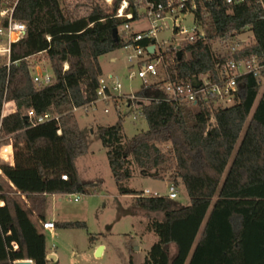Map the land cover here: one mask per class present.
Returning a JSON list of instances; mask_svg holds the SVG:
<instances>
[{"label": "trees", "instance_id": "1", "mask_svg": "<svg viewBox=\"0 0 264 264\" xmlns=\"http://www.w3.org/2000/svg\"><path fill=\"white\" fill-rule=\"evenodd\" d=\"M13 1L0 0V8ZM121 2L18 0L14 8L13 18L24 22L26 31L0 58V147L11 143L14 149L12 165L0 160L2 173L14 186L12 194L0 182V264L49 261L45 234L15 194H23L44 221L47 194L94 190L92 183L81 180L76 165L87 146L75 109L98 99L100 56L122 48L137 33L124 25L143 17V4L129 0V19L116 16ZM78 7L87 10L80 13ZM195 19L204 35L193 42L181 41L177 49L167 48L168 80L184 83L207 76L218 82V63L231 58L259 66L264 75V13L254 0L237 5L198 0ZM247 29L253 33L252 42L236 50L214 49L216 40L234 43L232 39ZM38 55L51 66L49 84L34 81L31 59ZM237 82L233 102L227 106L212 96H199L192 108L164 99L141 103L138 109L147 129L132 137L125 135L121 117L98 127L118 192L132 194L138 210L163 213L147 223L157 240L139 264H264V84L254 71L243 73ZM150 86L142 84L137 94L146 95ZM5 101H14L18 110L2 119ZM30 108L38 116L57 118L33 125L25 115ZM134 166L142 175L167 177L175 186L182 183L190 203L176 206L168 195H144L129 187ZM129 264L135 263L130 259Z\"/></svg>", "mask_w": 264, "mask_h": 264}, {"label": "rangeland", "instance_id": "2", "mask_svg": "<svg viewBox=\"0 0 264 264\" xmlns=\"http://www.w3.org/2000/svg\"><path fill=\"white\" fill-rule=\"evenodd\" d=\"M106 1L111 3L113 0ZM72 8L75 7L72 5ZM77 9L80 13L87 10L83 7ZM165 22L166 25L159 29L156 36L158 55L165 52L170 45L179 46L187 36L174 32V22L171 16H168ZM181 24L182 27L192 31L197 25L194 13L188 12ZM148 26L149 23L145 19L132 24L134 31ZM253 39V33L247 29L232 39L234 43L229 42L224 45L221 41L216 40L213 46L214 49L221 51L226 47H241L252 42ZM7 47V39L0 38V58L7 56L8 52L3 51ZM130 52L131 50L125 49V47L115 50L113 52V56L116 57L115 62L110 61V55L107 54L99 58L104 71L101 78L114 93L112 98L108 100L100 98L91 105L75 109V115L87 146V152L77 158L76 164L81 180L92 183L94 190L89 194L64 193L49 195L46 198V216L50 217L55 224L56 222L73 221L81 222L84 225L72 227L55 225L54 229L45 230L42 228V221L37 214L33 213L32 215L37 223L40 221L48 251L55 255V258H50L47 264H129L130 259L135 264H139L145 258L151 245L157 240V236L147 229V223L151 217L162 218L163 213L138 210L133 206L132 194L118 192L106 149L98 133L100 125L113 124L119 120V117L122 118L124 133L127 137H132L139 131L147 129V121L137 108L138 101H144L145 97L137 92L144 83L151 85L163 80L162 78L167 76L166 64L164 65L163 61L157 62V59L154 58L152 61L157 63L159 77L148 76L146 80L138 76L130 78L132 70H139L138 65L131 66L128 62L127 55ZM65 67L67 68L68 65L65 64ZM38 68L43 70V74H52L48 60L41 55L31 59V70L35 73ZM156 83L150 86L147 96L151 93L154 95L158 92L160 95L163 93L160 90V85ZM116 84H119L120 88L112 89ZM262 84H264V76ZM130 94L138 95L140 100L131 103L127 98ZM222 104L230 105L231 102L226 101ZM187 107L192 108V106ZM4 156L5 152L3 151L2 157L4 158ZM3 162L5 163V161ZM170 184L167 177L156 178L142 175L137 166H134L133 176L128 181L129 187L139 192L149 190L151 193L146 195L152 196L168 195ZM5 187L14 194V189L7 185ZM176 190L177 197L173 199L175 205H188L190 197L185 186L180 183L176 186ZM75 197L78 199L74 200ZM16 198L21 205L29 209L25 199H21L18 195ZM30 213L32 212L30 211ZM98 245H102L103 249L99 255H96ZM170 252L171 255L175 252L173 244L170 246Z\"/></svg>", "mask_w": 264, "mask_h": 264}, {"label": "built area", "instance_id": "3", "mask_svg": "<svg viewBox=\"0 0 264 264\" xmlns=\"http://www.w3.org/2000/svg\"><path fill=\"white\" fill-rule=\"evenodd\" d=\"M143 4V17L140 20L135 22H139L142 19H145L149 26L146 28H140L136 32V35L132 37L131 40H127L123 47L125 49L131 50L130 53L127 55V60L131 66L138 65L139 70L135 71L132 70L130 73V78L138 76L141 79H145L150 77H159V71L157 69V63H154L152 59L156 58L157 62L163 61L164 65L168 61V57L165 56V52H161L159 55L157 54V32L162 26L166 25L165 19L168 16H171L174 22V32L180 34H186L187 36L184 37L182 41L193 42L196 39L202 37L204 35L199 22L197 21L196 27L189 31L188 28L182 27V21L186 17L188 12H192L195 15V11L198 8V0H165V1H154V0H140ZM227 4L230 5H237L244 3L248 0H224ZM256 4H258L259 8L264 13V0H254ZM18 0H14L13 2L6 5L4 8L0 10V38H6L8 41V45L20 39L25 31L26 25L24 22L18 21L13 18V11L17 4ZM129 7V0H122L119 8L117 9L116 16L117 17H126L131 18L132 13L128 12L127 9ZM7 19V22L4 23ZM132 23H126L124 25V29L129 32ZM16 36V38H14ZM142 40H152L146 46L140 45L139 41ZM155 41V42H154ZM154 45V51L151 53L148 51V47ZM180 46V44H179ZM179 46L174 47V49L179 48ZM240 47H232V50H236ZM3 51L8 52L9 48H5ZM180 50L178 49L177 52ZM173 61V58L170 59ZM220 79L218 82H212L207 76H203L201 78H193L191 81H187L184 83H175L165 78L160 85V90L163 91L161 96L157 95H144V101H138L137 108L140 106L141 103H147L151 100H160L164 99L166 101L172 102L176 106L186 107V106H194L199 96H212L218 97L220 102L230 101L233 102L235 92L238 89V82L237 78L242 75L243 73L254 71V74L258 77L260 81H262L263 76L260 73V67L257 65H250L248 61H236L235 59L231 58L226 60L224 63H218L217 65ZM34 81L37 84L45 85L49 84L52 81L51 74H43V70L38 68L35 73L31 70ZM154 82L153 84H155ZM148 85V83H145ZM151 84V85H153ZM120 85L116 84L113 85L112 89H119ZM98 99L102 98L104 100L111 99L114 93L111 91L110 87L106 82L101 78L100 79V87L97 91ZM131 103H135L138 98V95L130 94L127 96ZM97 99V100H98ZM130 103V104H131ZM227 106V105H225ZM17 106L14 101H5L2 108V119L7 117L11 114L17 112ZM107 111V110H106ZM26 117L32 122L33 125L38 123H43L45 121L51 120L53 118H57V116H53L50 114L40 115L38 116L34 109L30 108L26 110L25 113ZM136 118V116H135ZM2 120L0 121V130H1ZM61 132V131H59ZM1 140V137H0ZM5 148H10V153L8 149L6 153L10 154V156L6 159L3 158V151ZM0 160L7 162L8 164L12 165L14 163V149L13 145L4 144L0 147ZM63 179H67V175L63 174L61 176ZM149 190H144L143 194H150ZM168 197L174 199L177 197V190L174 183L170 184ZM78 198H74L77 200ZM43 229L45 230H52L55 228V222L52 220L42 222ZM17 247L16 244H14ZM16 261H14L15 263Z\"/></svg>", "mask_w": 264, "mask_h": 264}, {"label": "crops", "instance_id": "4", "mask_svg": "<svg viewBox=\"0 0 264 264\" xmlns=\"http://www.w3.org/2000/svg\"><path fill=\"white\" fill-rule=\"evenodd\" d=\"M113 52L114 51H112V52H109V53H107V55H110L109 56V60L110 61H112V62H115L116 61V57L115 56H113ZM102 66V65H101ZM102 70H103V67H102ZM103 73H104V71H103ZM6 150H7V148L4 150V152H5V156H4V158H8V153H6ZM77 165V164H76ZM77 168H78V166H77ZM78 172H79V169H78ZM0 182L5 186V185H7V186H9V187H11L12 189H14V186L12 185V183H10L9 181H8V179L5 177V175L2 173V171H1V169H0ZM6 188V187H5ZM7 189V188H6ZM16 196L18 195L19 197H21V199H25V202L27 203V206L29 207V209L28 210H30L32 213H30V217H31V219H32V221H33V223L38 227V229L40 230V231H42L41 230V227H40V221H38V223L34 220V218L32 217V215H33V213H36L33 209H32V207H31V204H29V200L28 199H26V197L23 195V194H21L20 192H18V194H15ZM49 195H55V194H47L46 195V198L49 196ZM0 205H3V201H1L0 200ZM29 211V212H30ZM37 214V213H36ZM45 219H44V221H48V220H52V219H50V217H48V216H46V205H45ZM38 216V215H37ZM39 217V216H38ZM40 219V218H39ZM41 220V219H40ZM42 221V220H41ZM44 221H42V222H44ZM43 232V231H42ZM98 246H101V245H98ZM175 246V245H174ZM48 255H53L51 252H49V254ZM54 258H55V255H54ZM32 263L34 264V262L32 261Z\"/></svg>", "mask_w": 264, "mask_h": 264}, {"label": "water", "instance_id": "5", "mask_svg": "<svg viewBox=\"0 0 264 264\" xmlns=\"http://www.w3.org/2000/svg\"><path fill=\"white\" fill-rule=\"evenodd\" d=\"M113 36H114V39L117 41L118 40V28H114ZM148 51L152 53L154 51V45H151L150 47H148ZM178 53H179V57H181V52L179 51ZM150 176H154V174H150ZM102 248H103L102 245L97 248L96 255L100 254ZM50 258H54V255H48V259ZM14 264H33V263H32V260H18Z\"/></svg>", "mask_w": 264, "mask_h": 264}, {"label": "bare ground", "instance_id": "6", "mask_svg": "<svg viewBox=\"0 0 264 264\" xmlns=\"http://www.w3.org/2000/svg\"><path fill=\"white\" fill-rule=\"evenodd\" d=\"M103 249V248H102Z\"/></svg>", "mask_w": 264, "mask_h": 264}]
</instances>
